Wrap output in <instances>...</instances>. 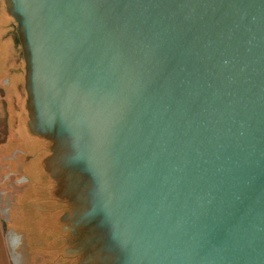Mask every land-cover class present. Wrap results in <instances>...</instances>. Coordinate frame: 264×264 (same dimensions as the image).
<instances>
[{"label":"water","instance_id":"water-1","mask_svg":"<svg viewBox=\"0 0 264 264\" xmlns=\"http://www.w3.org/2000/svg\"><path fill=\"white\" fill-rule=\"evenodd\" d=\"M12 264H264V0H0Z\"/></svg>","mask_w":264,"mask_h":264},{"label":"rangeland","instance_id":"rangeland-1","mask_svg":"<svg viewBox=\"0 0 264 264\" xmlns=\"http://www.w3.org/2000/svg\"><path fill=\"white\" fill-rule=\"evenodd\" d=\"M8 132L5 106H4V98H3V90L0 78V148L3 143L6 141ZM0 264H12L9 249L0 217Z\"/></svg>","mask_w":264,"mask_h":264}]
</instances>
